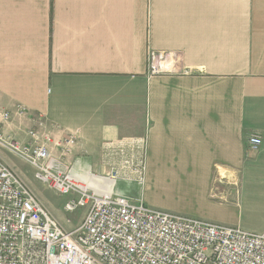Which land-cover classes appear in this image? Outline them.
<instances>
[{
  "label": "crops",
  "instance_id": "crops-1",
  "mask_svg": "<svg viewBox=\"0 0 264 264\" xmlns=\"http://www.w3.org/2000/svg\"><path fill=\"white\" fill-rule=\"evenodd\" d=\"M149 49L180 71L149 76ZM17 105L1 132L27 141L42 116L76 135L74 167L145 138L144 183L115 185L133 201L264 229V0H0V112Z\"/></svg>",
  "mask_w": 264,
  "mask_h": 264
},
{
  "label": "built area",
  "instance_id": "built-area-1",
  "mask_svg": "<svg viewBox=\"0 0 264 264\" xmlns=\"http://www.w3.org/2000/svg\"><path fill=\"white\" fill-rule=\"evenodd\" d=\"M146 59L149 76L180 71L172 52L149 49ZM25 113L21 105L1 111L0 129L13 115ZM31 120L27 141L0 130V147L25 160L37 179L66 197L65 212L82 208L84 215L73 228H64L0 158V264H264V229L250 232L154 208L116 191L119 181L144 183L145 138L106 142L104 170L95 172L67 162L74 133L53 137L42 116ZM261 145V135L250 133L245 154Z\"/></svg>",
  "mask_w": 264,
  "mask_h": 264
},
{
  "label": "rangeland",
  "instance_id": "rangeland-1",
  "mask_svg": "<svg viewBox=\"0 0 264 264\" xmlns=\"http://www.w3.org/2000/svg\"><path fill=\"white\" fill-rule=\"evenodd\" d=\"M0 158L16 172L22 181L36 194L41 203L46 207L49 214L64 228L71 229L81 221L84 215V209L80 208L73 213L65 212L62 209L64 196L58 194L37 179L34 176V168L25 160L1 147ZM94 162L95 161H93V164ZM132 200H135V198Z\"/></svg>",
  "mask_w": 264,
  "mask_h": 264
},
{
  "label": "bare ground",
  "instance_id": "bare-ground-1",
  "mask_svg": "<svg viewBox=\"0 0 264 264\" xmlns=\"http://www.w3.org/2000/svg\"><path fill=\"white\" fill-rule=\"evenodd\" d=\"M96 180H97V181H100V178H97ZM104 184L107 185L108 187H110V186L112 185V183H107V182H105ZM110 184H111V185H110Z\"/></svg>",
  "mask_w": 264,
  "mask_h": 264
}]
</instances>
